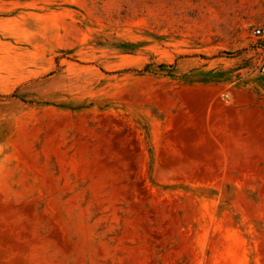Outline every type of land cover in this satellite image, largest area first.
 Returning a JSON list of instances; mask_svg holds the SVG:
<instances>
[{
	"label": "rangeland",
	"instance_id": "obj_1",
	"mask_svg": "<svg viewBox=\"0 0 264 264\" xmlns=\"http://www.w3.org/2000/svg\"><path fill=\"white\" fill-rule=\"evenodd\" d=\"M264 0H0V264H264Z\"/></svg>",
	"mask_w": 264,
	"mask_h": 264
},
{
	"label": "built area",
	"instance_id": "obj_2",
	"mask_svg": "<svg viewBox=\"0 0 264 264\" xmlns=\"http://www.w3.org/2000/svg\"><path fill=\"white\" fill-rule=\"evenodd\" d=\"M255 33L258 34V35H261L262 33H264V26L258 28L255 30Z\"/></svg>",
	"mask_w": 264,
	"mask_h": 264
}]
</instances>
